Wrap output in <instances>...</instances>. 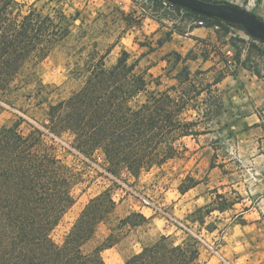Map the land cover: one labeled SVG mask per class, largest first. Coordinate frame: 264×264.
Instances as JSON below:
<instances>
[{
  "label": "rangeland",
  "instance_id": "374dc122",
  "mask_svg": "<svg viewBox=\"0 0 264 264\" xmlns=\"http://www.w3.org/2000/svg\"><path fill=\"white\" fill-rule=\"evenodd\" d=\"M19 1H35L45 12L55 7L75 18L71 34L44 59L29 64L17 79L18 94L9 95L17 99L15 107L0 101V125L18 121L23 133L39 127L56 156L76 173L74 204L51 232L52 239L61 244L88 200L107 189L115 209L108 223L97 225L93 238L82 247L84 252L99 245L110 233V226L131 212H140L139 206H145L144 213L152 219L126 228L103 256L106 263L115 258L116 264H121L161 236L174 243L192 236L197 239L201 264H264V203H259L264 195V42L238 24L226 28L199 25L183 10L177 13L166 8L165 1L162 6L155 0ZM205 1L237 5L264 22V0ZM169 31H173L170 39L158 46L157 39ZM92 48L100 53L110 50L105 59L108 65L122 49L127 50L149 90L173 84V76L182 67L173 52L185 55L192 50L198 55V59L186 61L192 72L214 65L215 71L208 73L210 80L220 68L228 73L217 85L224 109L212 123L200 125L206 133L195 139L182 138L177 143L178 153L162 165L144 169L136 177L124 167L112 173L100 149L83 154L72 146L70 133L58 137L43 127L48 104L67 99L83 84L84 75L77 67ZM236 51L245 68L235 66ZM186 177L199 183L182 194L179 185ZM215 191L234 205L223 212L196 214L197 208L215 197ZM244 214L247 220L240 219ZM200 216L202 222L197 220Z\"/></svg>",
  "mask_w": 264,
  "mask_h": 264
},
{
  "label": "trees",
  "instance_id": "16d2710c",
  "mask_svg": "<svg viewBox=\"0 0 264 264\" xmlns=\"http://www.w3.org/2000/svg\"><path fill=\"white\" fill-rule=\"evenodd\" d=\"M155 1L162 6L165 0ZM165 6L177 13L183 10L206 27L234 25L169 2ZM150 17L161 22L159 17ZM74 19L55 7L45 12L35 1L0 0L1 102L16 104L17 99L9 95L18 94L17 79L29 64L44 59L71 34ZM172 33L157 39V45L162 46ZM109 52L100 53L96 48L86 52L77 67L84 75L83 84L67 99L48 104L43 127L58 137L70 133L72 146L83 154L100 149L110 172L124 167L136 177L144 169L162 165L178 153L177 143L182 138L195 139L206 133L200 125L206 127L223 111L217 85L228 73L220 68L210 80L208 73L215 71L214 65L192 72L186 64L198 59L192 50L185 55L173 52L182 67L173 76L174 83L163 90L148 89L127 50L122 49L110 65L105 60ZM233 60L235 66L246 67L238 51ZM18 126V121L0 125V264H106L102 251L117 244L126 228L146 223L148 217L142 212L129 213L110 226V233L99 245L84 252L82 247L93 238L97 225L108 223L115 209V200L105 189L88 200L62 243H56L51 232L74 204L76 173L56 156L39 127L23 133ZM198 183L186 177L179 191L183 194ZM234 203L215 191V197L195 213L223 212ZM197 220L202 222L203 216ZM122 264H201L197 239L188 236L174 243L161 236Z\"/></svg>",
  "mask_w": 264,
  "mask_h": 264
},
{
  "label": "water",
  "instance_id": "95a60500",
  "mask_svg": "<svg viewBox=\"0 0 264 264\" xmlns=\"http://www.w3.org/2000/svg\"><path fill=\"white\" fill-rule=\"evenodd\" d=\"M197 14L238 24L253 37L264 41V22L255 14L230 3H214L205 0H165Z\"/></svg>",
  "mask_w": 264,
  "mask_h": 264
},
{
  "label": "crops",
  "instance_id": "0c3cea01",
  "mask_svg": "<svg viewBox=\"0 0 264 264\" xmlns=\"http://www.w3.org/2000/svg\"><path fill=\"white\" fill-rule=\"evenodd\" d=\"M191 35L193 34L192 32L190 33ZM198 185V184H197ZM264 203V195H261V199H260V202L259 203ZM144 207L145 206H139L138 207V210L140 211V212H142L145 216H147L148 217V220H150V219H152L151 217H149V215H146L145 213H144ZM247 218V216L244 214V215H242V216H240V219L241 220H247L246 219ZM110 248H108V249H105V250H103L102 251V256H105V253L109 250ZM129 257V256H128ZM128 257H126V258H124V260L125 259H127ZM104 258V257H103ZM124 260L122 261V263L124 262ZM106 262V261H105ZM116 262H117V259H115V258H112V260L110 261V263H106V264H116ZM121 263V264H122Z\"/></svg>",
  "mask_w": 264,
  "mask_h": 264
},
{
  "label": "built area",
  "instance_id": "2783aa9c",
  "mask_svg": "<svg viewBox=\"0 0 264 264\" xmlns=\"http://www.w3.org/2000/svg\"><path fill=\"white\" fill-rule=\"evenodd\" d=\"M197 23H198L199 25H203V21H202V20H198Z\"/></svg>",
  "mask_w": 264,
  "mask_h": 264
}]
</instances>
